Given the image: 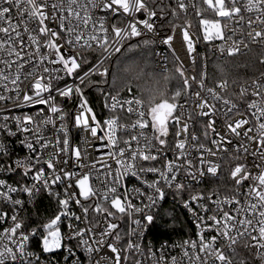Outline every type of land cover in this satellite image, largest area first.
Listing matches in <instances>:
<instances>
[{"label": "snow or ice", "instance_id": "snow-or-ice-1", "mask_svg": "<svg viewBox=\"0 0 264 264\" xmlns=\"http://www.w3.org/2000/svg\"><path fill=\"white\" fill-rule=\"evenodd\" d=\"M149 3L154 7H149ZM171 5L165 0H0V101L15 100L16 107L45 105L37 115L53 114L43 115L39 120L26 113L11 118L4 116L0 122V132L7 136L28 133L32 137L29 139L26 135L19 141L28 150L27 157L12 160L11 164L0 163V173L20 170L22 179L31 180V183H8L0 179V205H3L0 207V264H54L42 260L41 252L54 254L60 249L66 253L65 264L69 258H72L71 264H81L76 252L66 243L72 240L83 251L84 264H129L131 254L144 255L145 248L140 243L144 228L155 223L160 214L154 209L169 194L179 198L191 214L198 241L184 240L174 245L181 249L182 259L171 256L170 262L165 261L164 245L158 259L147 246V254L155 264H183L184 260L187 264H248L242 256L237 259L236 246L241 241L243 249L249 252L255 249L256 259L264 264V84L253 81L248 87H240L238 97L244 101L241 111L228 94L227 64L215 65L217 82L214 87L206 86L208 57L196 48V43L202 41L221 54L225 51L228 56L238 54L240 47L235 41L227 48L214 44L216 40L226 39L227 25L221 21L243 22L247 14H256V20L264 24V0L243 3L241 0H171ZM96 11L103 14L96 16ZM190 11L199 18L200 36L193 37L189 31ZM209 12L212 17L207 15ZM137 13L144 18L138 19ZM181 16L185 17L183 23H176ZM165 23L171 34H166L161 43L172 49L171 42L177 29L180 30L191 75L174 49L171 54L178 63L174 72L169 73L166 63L156 65L151 60L155 40L132 42L149 33L157 34V27L163 29ZM247 23L252 27L251 18ZM249 36L254 41L264 40L262 31H256L254 36L250 32ZM61 40L63 44L59 43ZM84 52L93 55H83ZM174 80L181 84L170 88ZM25 81L31 83L24 85ZM193 86L197 90L190 91ZM249 87L252 89L250 100L247 99ZM89 91L102 98L108 113L103 119H98L90 106ZM73 95L77 104L70 128L69 113L56 102V97L71 101ZM182 95L184 103H180ZM189 98H192V111L186 117L183 112L177 115L178 109L187 111ZM217 111H222L226 121L228 131L224 135L214 127ZM123 114L136 119L129 124L121 123ZM193 114L201 120L208 118L203 125V137L207 140L210 131L218 137L211 140L216 151L204 143H196L200 137L195 133L190 136L193 151L188 150L186 140ZM233 114L239 118L229 120ZM10 119L15 122V131L9 127ZM182 119L185 122L181 127ZM170 121L177 126V139L170 148L172 159L156 167L159 159H166ZM48 125H52L50 130ZM149 128L151 136L147 134ZM253 128L254 135L250 134ZM73 130L90 134L100 148L108 150L107 155L115 161L114 173L111 165L104 164L105 171L100 173L97 162L86 163L89 154L80 144L88 141L81 137L80 144H74ZM118 130L130 133L129 137L121 140ZM47 131L51 135H46ZM181 133L184 139H180ZM232 135L246 141L233 151L253 156L251 167L258 168V173L252 174L247 164L237 162L229 173L236 186L233 195L221 199L219 192L196 191L195 186L206 175L218 176L220 161L224 158L218 152L229 151L223 145L233 143L229 138ZM0 156L10 159L2 140ZM229 159L238 161L239 156ZM256 160L261 163L257 164ZM148 173L154 177L150 181L146 179ZM101 175L104 176L103 190L94 186ZM126 177L135 178L145 190L125 187ZM246 182L248 186L244 189ZM185 192L189 194L186 199ZM45 193L54 199L56 210L46 222L29 228L20 213L26 212V205H35L37 198ZM136 198L140 205L134 203ZM224 205H231L232 210L225 211ZM64 221H67V233L61 230ZM121 222L127 223L123 235ZM206 232L215 234L206 238ZM33 237L39 238V252L30 249ZM102 250H106L105 254L94 261L93 256ZM135 264L143 261L136 259Z\"/></svg>", "mask_w": 264, "mask_h": 264}, {"label": "built area", "instance_id": "built-area-1", "mask_svg": "<svg viewBox=\"0 0 264 264\" xmlns=\"http://www.w3.org/2000/svg\"><path fill=\"white\" fill-rule=\"evenodd\" d=\"M244 0H241V3H243ZM103 13H101L100 11H96L95 15L99 16L102 15ZM119 15V14H117ZM207 15L209 17H212V13L209 12L207 13ZM136 17L138 19H142L144 18L143 15L141 13H137ZM189 18H191L194 26L190 29V33L192 34L193 37L196 36H200L202 34V31L199 29V25H198V20L199 18L196 17L195 12L194 11H190V14L188 16ZM251 18L253 21V25L252 27L248 26V19ZM155 19V18H154ZM110 22L112 21V18H109ZM222 25H227V27L224 29L225 34H226V39L224 41L221 40H216L214 41V44L217 46L220 45H224L225 48L232 46L233 41L236 42V44L240 47V52L234 56H228L227 52L225 51V53L221 54L219 51H217L215 48L212 47L211 44H209L207 47L205 46V44L202 41H198L196 43V48L197 50L201 53V55H206L208 57V62H209V57H213L217 60H225L227 58L230 57H235V56H240V55H244L246 53H248L251 50H257V51H261L264 52V40H261L260 38H256V40L254 41L252 36H249V33L251 32L254 36V33L256 31H262L264 32V24H261L259 21L256 20V14H247L245 16V20L243 22H238V20H224L222 19L221 21ZM167 33L165 31H162L159 29V27H157V34H152L149 33L147 36L145 37H140V38H135L136 39H141V38H149L152 40H155V53H159V55H155V64L159 65V64H165L167 65L168 68V63H169V59L173 60V62L175 64H177L178 62H176L174 60V57L172 56L171 52L174 49L176 51V53L178 54L179 58H180V62H182L187 70V74L191 75V68L189 67L190 61L189 58L186 55V45H182L181 42V35H180V30L177 29V32L174 35V39L171 42L172 43V49H169L167 45H164L161 43V39L164 38V36ZM231 37V39H227V37ZM26 39V37H25ZM59 43L63 44L64 42L61 40L59 41ZM244 45H247V47H244ZM66 48V45H65ZM211 48L212 50L209 51L208 49ZM62 51H64V49H62ZM68 51H71V49H68ZM88 52H84L82 53L83 55H85ZM165 57H167V60L165 61ZM208 62H207V68H208ZM157 71H159V68L156 69ZM253 81H256L258 83L264 84V74L252 78L246 82H244L242 85L245 87H248L252 84ZM31 83V81H25L24 85H27ZM22 85V87L24 86ZM215 83H208V80L206 81V86L209 87H214ZM241 85V86H242ZM240 86V87H241ZM9 89H11L12 85L9 84L8 85ZM239 87V89H240ZM239 89L237 91L236 94H232L231 93V88L229 87L228 89V94L230 96H232V98L234 99V101L240 106L241 111L244 110V101L240 100L238 97V93H239ZM193 90H197L196 86H193V89H191L190 91ZM252 89L251 87H249V96L247 97V99H252L250 93H251ZM202 95H206V93H202ZM22 100V97H21ZM56 102L61 105L64 110L66 112L69 113V118H68V123H69V127H72V114L74 113L76 104H77V98L75 97V95H73L71 101L67 100L66 98H60L59 96L56 97ZM185 100L181 103H184ZM16 103H18L15 100H9L7 102L5 101H0V122L3 121V117L4 116H9L14 117V116H22L23 114H28L34 117V119L39 120L43 118V115H53L51 113H42L41 115H37L38 112L41 111V109L46 108L47 106L45 105H28V104H24L21 107H16ZM186 109H178L177 111V115L180 114L181 112H183L184 116L186 117L188 115L189 111H192L193 105H192V98H189L186 104ZM220 105H217V108H219ZM108 115L107 111L105 110V114L101 117L97 116L98 119H103L104 117H106ZM239 117L236 116L235 114H233L232 116H230L228 119L229 120H235L238 119ZM136 119L135 116H129L127 114H123L122 118H121V123L124 124H129L132 121H134ZM207 117L201 119H198L195 114H193V120L189 121L190 127H189V132H188V139L186 140V143L188 144L189 151H193V144L194 142L191 141L190 136L191 134L195 133L197 136L200 137V140L196 143H204L206 145V147L212 148L214 151H216L215 147L211 144V140L213 138H217L218 137H214L213 134L211 133V131L209 132L208 135V139L205 140L203 137V125L207 123ZM215 124L214 127L216 129V132L220 133L221 135H224L227 133V129L225 127V118L222 114V111H217L215 114ZM249 120L250 122L252 121L251 116L249 115ZM185 122L184 119L181 120V127L182 124ZM59 122L57 121V126H58ZM9 127L12 128L13 131H15V122L14 120H9ZM247 127V126H245ZM52 125H48L47 129H51ZM172 128L174 129V132H172ZM177 131V126L175 125L174 121H170L169 124V136L167 137V143L169 146V149L166 150L165 152V158H161L159 159L156 163L155 166L156 167H162L163 164L166 162V160H171L172 159V151L170 150L171 146L175 144L176 142V136L175 133ZM100 135H103L102 132L99 133ZM147 134L149 136L152 135V131L149 128L147 130ZM252 135L255 134V128H253V132L250 133ZM29 136V139H32L31 135L28 133H17L16 136H7L6 133L0 132V140H2L8 147L9 150V154H10V159L5 158L3 156H0V163H4V164H11L12 160L15 159H23L25 157H27L29 155L28 150L26 149V147L21 144L19 141L23 140L25 136ZM46 135H51V131H47ZM118 137L123 140L129 137L130 133L128 132H120L118 130L117 133ZM81 137H86L87 139V143L86 144H80V138ZM184 133H181V137L180 139H184ZM233 143L231 145L225 143L223 146L225 148H228V152L227 153H219L218 152V156H223V160L220 161L221 163V170L218 173L217 177H212L210 175H206L204 178H202V182L198 185L195 186V190L198 192H202L207 194L208 191H212V192H219L220 198L223 199L225 196H231L234 194L236 186L235 184L232 182V180L229 178V173L231 168H233L235 166V164L237 162L239 163H245L248 165V167L251 169L252 174H257L259 169L258 168H252V161L254 159L253 156H251L250 154L244 153V152H240V153H236L235 151H233V149L235 147L239 146V143L244 142L246 143V141H242L241 138H237L234 135L229 137ZM72 142L74 144H80V147L82 149H86L87 153L89 154V159L88 161H86V163H93V162H97V169L99 170L100 173H103L105 171V168L103 167L104 164H108L111 165L112 167V171L113 173L115 172V161L110 159L109 156L107 155V149L105 148H100L99 147V143L95 140H93L90 136V134L84 133V132H77L76 130L72 131ZM121 146H123L121 144ZM136 145L133 142L132 147L134 148ZM254 147V146H253ZM251 151V149H250ZM194 155L196 153H193ZM239 156V160H234V159H229V157H235V156ZM216 159V158H213ZM257 164H260L261 161L256 160ZM71 166V162L70 165ZM85 171H87V169H85ZM95 175V173H94ZM153 174L148 173L146 176V179H148L149 181L152 180ZM0 179H6L8 183H14L16 181H19L21 183H31L30 178L29 179H22L21 174H20V170H17V172L15 173H0ZM103 180H104V176L101 175L99 180H95L94 181V186L98 189L103 190L104 189V184H103ZM123 184L125 185V187L127 188H131L133 186L136 187H141V190L144 191L145 190V186H142L139 184V182H137L135 180V178L133 177H126L123 181ZM248 186V183L246 182L244 184V189H246ZM244 189H241V191H243ZM195 194V193H193ZM184 198L186 199L188 197V192H185L184 194ZM41 197L44 198H48L51 202H52V207H53V213L56 210V203L54 201V199L50 198L47 196V194H43L40 197L37 198V200H39ZM26 198V197H25ZM93 199H98V197H93ZM241 200H243V197H240ZM36 200V201H37ZM134 203H136L137 205H140V200L138 198L134 199ZM206 203H210V202H206ZM33 206V205H26V212L28 211V209ZM169 206H177L179 212L183 215V217H185V219L189 222V228H186L183 230L182 235L180 236V239L178 240H157L154 237V227L157 224V222L159 221L160 217L162 216V212L165 210V208L169 207ZM0 207H3V205H0ZM212 207H215L214 205ZM225 211H231L232 210V206L231 205H224L223 206ZM74 211L77 212V214H79V210L78 209H73ZM154 211L159 212V216L157 217L156 221L154 224L151 225H146L144 228V235L142 238H140V243L141 246L143 248H145V253L143 256H140L138 254H131L130 255V260H129V264H135V260L136 259H141L143 261V264H155V260L153 258H149L148 254H147V246H150L154 253H155V258H159L161 255V251L162 248L161 246L164 245L165 247L163 248V252H164V258L165 261L170 262V258L171 256H176L178 260L182 259L181 257V249L179 247H174V245H179L182 241L184 240H197L198 241V237L196 235L197 233V228H196V223L193 221V218L191 216L190 213L187 212L186 209L183 208V205L180 201L179 198L174 199L173 196L171 194H169L164 200L160 201L159 204L157 205L156 209H154ZM26 212H21L20 215L21 217L24 218ZM136 218H139L138 216ZM96 220H100V217H95ZM26 225V224H25ZM67 225V221H64V224L61 226V230L64 233L68 232V229L66 227ZM8 226V225H5ZM80 227H83V224L79 225ZM0 230H2V228H0ZM127 230V223L126 222H121V233L123 235V232ZM214 232H206L205 236L210 237L211 235H214ZM126 239V237H125ZM133 239H137L136 237H134ZM38 237H33L31 239L30 242V249L31 250H35V251H40L39 248V244H38ZM66 243H69V245L73 248V250L76 252L77 257L79 258V260L81 261V264H84L85 261V256L83 251L79 250L78 248H76V240H72V241H66ZM222 243V241H221ZM219 246V244L217 245ZM237 249L240 247H243V241L240 242V244H238ZM106 250H102L100 253L95 254L93 256V260L95 261L96 259H99L100 256L105 254ZM252 251L255 253V249H252ZM66 255V253L63 251V249H60L58 251H56L54 254H48V253H42L41 252V259L42 260H50L53 261L54 264H65L64 262V256ZM71 260L72 258H69L68 264H71ZM183 264H187V261L184 260Z\"/></svg>", "mask_w": 264, "mask_h": 264}, {"label": "trees", "instance_id": "trees-1", "mask_svg": "<svg viewBox=\"0 0 264 264\" xmlns=\"http://www.w3.org/2000/svg\"><path fill=\"white\" fill-rule=\"evenodd\" d=\"M166 3L171 5V0H165ZM149 7H154L151 3H149ZM185 17L181 16L180 20L175 21L180 24L183 23ZM191 21V28L194 26L191 18L187 17ZM165 31L167 34H171L169 30V26L165 23L164 28L161 29ZM141 39H149V38H141ZM139 40V39H136ZM133 40L132 42H136ZM151 51L153 52V56L151 60L155 64V44L151 47ZM85 55H93L92 53H86ZM119 55V54H117ZM261 60H264V52L251 50L248 53L240 56L230 57L225 60H217L213 57H209L208 62V83H216L218 79V73L215 68L216 64H227V71L229 73V83L231 88V93L236 94L239 87L246 81L258 77L264 74V63H261ZM176 64L173 60L169 59L168 69L169 73L174 72V67ZM192 73V71H191ZM235 81V83H232ZM163 85V82H161ZM181 81L174 80L170 84V88H174L179 86ZM87 98L89 100L90 106L94 109L97 116L101 117L105 114V109L103 108V100L102 98L95 92L89 91L87 93ZM185 100V97L182 95L180 98V103ZM172 132L174 129L172 128ZM166 213V214H165ZM172 213L177 216L176 218L172 217ZM53 214L52 202L48 198L41 197L39 200L35 202V205L31 206L24 216V223L27 227H35L38 223L46 222L49 217ZM189 222L183 217V215L179 212L177 206H169L165 208L162 212V216L159 221L155 225L154 229V237L157 240H178L182 235L184 229L189 228ZM239 256L237 259L242 256L247 259L248 264H259V260L256 259L255 253L251 250L250 252L243 247L237 249Z\"/></svg>", "mask_w": 264, "mask_h": 264}, {"label": "rangeland", "instance_id": "rangeland-1", "mask_svg": "<svg viewBox=\"0 0 264 264\" xmlns=\"http://www.w3.org/2000/svg\"><path fill=\"white\" fill-rule=\"evenodd\" d=\"M166 214V213H165ZM174 216V217H173ZM172 217L173 218H176V217H178V219H179V216H177L176 214L174 215L173 213H172ZM58 251V250H57Z\"/></svg>", "mask_w": 264, "mask_h": 264}]
</instances>
